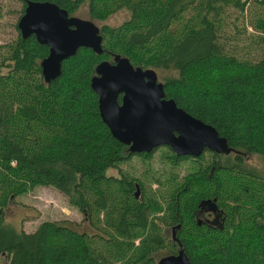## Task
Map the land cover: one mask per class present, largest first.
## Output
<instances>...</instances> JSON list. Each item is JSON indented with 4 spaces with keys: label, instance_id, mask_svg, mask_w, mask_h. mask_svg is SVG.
Returning a JSON list of instances; mask_svg holds the SVG:
<instances>
[{
    "label": "trees",
    "instance_id": "16d2710c",
    "mask_svg": "<svg viewBox=\"0 0 264 264\" xmlns=\"http://www.w3.org/2000/svg\"><path fill=\"white\" fill-rule=\"evenodd\" d=\"M50 1L74 14L87 0ZM247 5L261 33L262 55L251 59L230 52L223 40L228 10L244 13ZM87 6L94 21L121 8L130 15L99 25L102 52L78 48L51 80L41 65L50 45L35 33L24 37L16 23L17 36L0 43V256L9 264H158L184 249L193 264H264V172L246 161L264 156V0ZM116 53L136 67L167 70L166 96L214 125L232 150L206 148L194 156L162 144L131 151L104 122L92 87L98 63ZM162 146L171 168L193 159L189 172L168 170L166 180L123 172L122 163ZM154 181L160 184L150 189ZM39 184L65 194L82 221L46 219L32 231L9 225V204ZM211 207L219 214L214 223L202 217Z\"/></svg>",
    "mask_w": 264,
    "mask_h": 264
},
{
    "label": "water",
    "instance_id": "95a60500",
    "mask_svg": "<svg viewBox=\"0 0 264 264\" xmlns=\"http://www.w3.org/2000/svg\"><path fill=\"white\" fill-rule=\"evenodd\" d=\"M18 26L24 37L35 33L40 42L50 45L48 56L41 62L46 80L57 77L63 60L78 48L103 50V35L96 21L71 14L54 1L27 0ZM92 87L99 95L104 122L131 151L150 152L162 144L171 146L177 154L194 156H200L206 148L219 153L232 150L227 137L214 125L166 96L164 82L159 80L155 68L136 67L128 57L116 53L113 61L98 63ZM139 192L137 185V196ZM158 264L193 263L180 249L163 256Z\"/></svg>",
    "mask_w": 264,
    "mask_h": 264
},
{
    "label": "rangeland",
    "instance_id": "374dc122",
    "mask_svg": "<svg viewBox=\"0 0 264 264\" xmlns=\"http://www.w3.org/2000/svg\"><path fill=\"white\" fill-rule=\"evenodd\" d=\"M88 1V0H87ZM87 1L82 4L76 15L90 18ZM23 0H0V43L11 42L18 34V23L23 13ZM226 18V26L223 40L229 51L237 54L241 58L260 57L262 55L261 47L257 42L260 33L258 28L252 23L255 12H250V5H247L246 12H238L230 8ZM75 14V13H74ZM130 12L127 8H121L113 12L106 20L96 21L98 25L105 22L111 25H117L127 19ZM159 80L163 79L167 70H157ZM206 158L211 157V153L206 150ZM224 153V152H222ZM167 148H157L151 157L143 158L134 155L128 161L122 163L124 173L132 176H143L153 178L154 180H166L165 176L168 170L179 173V177L189 172L188 168L193 159L182 161L179 166L171 168L169 161L166 159ZM233 155V154H232ZM223 160V157L221 158ZM246 161L264 172V156L254 154L246 157ZM191 166V165H190ZM149 182V181H148ZM159 181H154L150 189H157ZM219 216L217 220L219 221ZM46 219H69L80 222L83 219L82 211L75 205L71 204L68 198L58 188L53 185H37L34 188L20 195L15 202H11L7 207V222L17 229L26 231L35 230L38 225ZM87 226V223L82 224ZM0 264H9L7 256H0Z\"/></svg>",
    "mask_w": 264,
    "mask_h": 264
},
{
    "label": "flooded vegetation",
    "instance_id": "af4514ba",
    "mask_svg": "<svg viewBox=\"0 0 264 264\" xmlns=\"http://www.w3.org/2000/svg\"><path fill=\"white\" fill-rule=\"evenodd\" d=\"M76 14V12H75ZM218 211L215 210L214 208H210L208 211L202 212V217L208 221L217 222V216H218Z\"/></svg>",
    "mask_w": 264,
    "mask_h": 264
}]
</instances>
